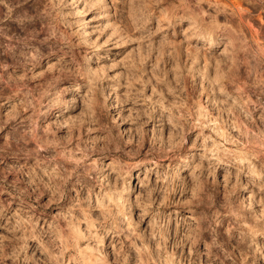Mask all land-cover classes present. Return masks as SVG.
Masks as SVG:
<instances>
[{"label": "rangeland", "instance_id": "1", "mask_svg": "<svg viewBox=\"0 0 264 264\" xmlns=\"http://www.w3.org/2000/svg\"><path fill=\"white\" fill-rule=\"evenodd\" d=\"M217 1L0 0V264H264V0Z\"/></svg>", "mask_w": 264, "mask_h": 264}, {"label": "bare ground", "instance_id": "2", "mask_svg": "<svg viewBox=\"0 0 264 264\" xmlns=\"http://www.w3.org/2000/svg\"><path fill=\"white\" fill-rule=\"evenodd\" d=\"M212 1H213V0H212ZM215 1H217V0H215ZM223 1H224V0H223ZM225 1H226V0H225ZM225 1H224V2H225ZM236 1H237V0H236ZM239 1H240V0H239ZM239 1H238V3H239ZM256 1L261 2L262 0H256ZM207 2H208V1H207ZM210 2H211V1H210ZM212 3H213V2H212ZM212 3H209V4H212ZM214 3H215V2H214ZM218 3H221V5H222V2H218V1H217V5H218ZM229 3H230V2H229ZM231 3H232V2H231ZM231 3H230V4H231ZM233 3H234V1H233ZM233 3H232L233 6L236 5V4H233ZM241 3H242V2L240 1V4H241ZM205 4H206V3H205ZM207 4H208V3H207ZM225 4H227V2H226ZM240 4H239V5H240ZM217 5L215 4V6H217ZM237 5H238V4H237ZM257 5H258V4H257ZM219 6H220V4H219ZM223 6H224V4H223ZM227 6H229V4H227ZM230 6H231V5H230ZM225 7H226V6H225ZM225 7H224V8H225ZM240 7H241V5H240ZM228 8H229V7H228ZM228 8H227V9H228ZM230 8H231V7H230ZM234 8H235V7H234ZM238 8H239V7L236 6V9H237V10H238ZM217 9H218V8H217ZM217 9H216V11H218ZM219 9L222 10L223 8H219ZM232 9H233V8H232ZM232 9H231V10H232ZM236 9H235V10H236ZM239 11H243V9H242V10L240 9ZM223 12H225V10H223L222 13H223ZM232 12H233V11H232ZM237 12H238V11H237ZM222 13H221V15H222ZM226 13H228V12L226 11ZM226 13H225V14H226ZM235 13H236V12H235ZM239 13H240V12H238V14H236V15H239ZM243 13H244V11H243ZM243 13H242V14H243ZM226 15H227V14H226ZM232 15H233V14H232ZM232 15H231V16H232ZM240 15H241V14H240ZM243 15H244V14H243ZM242 17H244V16H242ZM242 17H241V18H242ZM238 18H239V16H238ZM254 36H255V35H254ZM254 36H253V37H254Z\"/></svg>", "mask_w": 264, "mask_h": 264}]
</instances>
